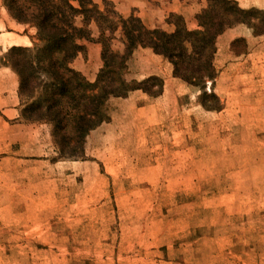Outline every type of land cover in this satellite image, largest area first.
Wrapping results in <instances>:
<instances>
[{"label":"rangeland","instance_id":"rangeland-1","mask_svg":"<svg viewBox=\"0 0 264 264\" xmlns=\"http://www.w3.org/2000/svg\"><path fill=\"white\" fill-rule=\"evenodd\" d=\"M107 1L94 0L107 17L88 15L87 30L92 34L95 25L99 35L101 31L105 38H115L108 41L112 50L122 52L121 30L114 34L109 26L124 18ZM149 1L161 6L165 0ZM231 1L244 11L235 13L241 22L217 38L214 54L211 41L200 53L209 57L213 77L199 76L191 84L176 77L180 94L154 101L150 120L122 108L114 127L88 138L108 121L103 122L85 139L76 135L74 121H65L68 127L61 129L66 134L57 138V130V143L43 115L44 91L34 94L37 104L42 100L37 106L41 112L32 111L30 99L21 100L20 118L14 124L9 127L0 119V201H22L27 212L89 215L95 217L93 225L105 216L101 220L112 231L106 238L76 239L88 243L80 253L96 261L264 264V0ZM219 2L210 7L211 0H180L170 21L187 28L188 17L195 15L193 31H203L201 21L207 20H200V15L224 9ZM73 3L77 6V0ZM7 33L20 41L17 47L46 44L37 39L35 27L14 21L0 0V35ZM10 49L0 42V64L6 63ZM84 49L79 60L88 59ZM27 54L15 53L13 59L23 60ZM203 60L196 66L205 74ZM127 74L128 69V81ZM35 82L47 85L50 80L40 71ZM162 84L153 77L142 86L158 93ZM128 85L137 87L138 82L130 80ZM50 95L62 96L60 91ZM85 95L79 101L83 106L90 105L92 96L89 91ZM112 98L104 109L109 119ZM58 102L68 108L78 101L68 97ZM23 109L27 119L21 115ZM95 239L105 244L99 246Z\"/></svg>","mask_w":264,"mask_h":264},{"label":"trees","instance_id":"trees-1","mask_svg":"<svg viewBox=\"0 0 264 264\" xmlns=\"http://www.w3.org/2000/svg\"><path fill=\"white\" fill-rule=\"evenodd\" d=\"M102 1L108 2L107 0ZM219 1L222 4L217 6L223 5L224 9L219 11L222 7H217L206 10L203 15H200V20H207L201 21L204 30L200 32L190 31L180 26L179 23H175L176 30L173 33L160 29L151 30L135 17L119 19L118 24L110 22L109 31L111 33L115 34L119 29L121 30L124 37L122 42L124 49L122 52L112 50L108 41L112 42L115 38H105L104 33L100 31L99 43L102 45L103 67L93 83L95 85H92L86 82L82 75L71 67V64L85 48L79 41L91 40L92 34L87 30L86 25L87 16L95 12L102 19L107 17V13L99 11L94 0H77V6L74 5L73 0H3L8 15L18 24L35 27L38 30L37 39L46 43L43 47L35 46L32 49L11 48L6 53L5 65L17 74L20 99H30L29 106L34 107L32 111L41 112L43 110L37 107L42 100L38 99L37 104L34 94L41 90L44 91L46 97L43 115L52 124V135L57 143V138L62 136L63 132V136L66 134L61 127L64 126L66 130L68 123L65 125V121L70 122V120L74 121L76 135L85 139L92 130L103 122L109 121L104 109L111 97L121 98L139 89L150 92L151 96H158L162 92L161 89L158 93H152L142 86L144 82H138L137 87L128 85L125 79L128 69L127 62L138 48L152 49L155 54L167 59L174 67L175 77L187 83H194L200 77H213V65L208 60L209 57L207 59L200 53L206 52L208 48L206 42L211 41L214 54L217 38L226 29L241 22L235 13H244L236 8L235 2L231 0H211L210 7L217 2L220 3ZM98 27L100 28L99 24ZM197 43L201 46H197ZM189 46L195 55H200V58L196 59L195 55L189 54ZM22 52L30 54L31 57L27 54L23 60L13 59L15 53ZM201 59H204L206 63L205 74L201 73L203 70L201 67L196 66ZM47 62V67L42 70ZM40 71L48 75L49 84L41 85L35 82ZM110 74L113 76H109ZM56 91H60L62 96L53 99L50 94ZM87 91L92 94L88 96L90 105L83 106L79 101L86 96ZM68 97L78 102L72 107L64 108L58 101L67 100ZM50 102L54 104H48ZM21 115L27 119L24 109ZM68 117L70 119L67 120ZM55 133H57V138Z\"/></svg>","mask_w":264,"mask_h":264},{"label":"crops","instance_id":"crops-1","mask_svg":"<svg viewBox=\"0 0 264 264\" xmlns=\"http://www.w3.org/2000/svg\"><path fill=\"white\" fill-rule=\"evenodd\" d=\"M110 1L124 19L135 15L149 29H160L169 33L176 30V26L170 21V15L178 12V7L175 6L180 0H165L161 6L150 4L149 0ZM194 17L195 15L188 17L187 28L190 31L197 28L193 22ZM92 30V39L80 42L87 48L88 59L83 57L79 60L78 57L72 63V68L83 73L91 83L95 82L103 67L102 45L99 43L97 27L94 25ZM0 42L10 48L20 46L17 37L10 33L1 34ZM127 66L128 81L142 83L158 77L163 81L162 92L153 98L150 92L139 89L124 98H112L109 101V121L90 133L88 138H94L96 133L104 131L103 128L107 130L114 127L122 108H126L128 114L131 111L138 112L144 121L147 118L150 120V111L156 106L154 101L176 93L179 87L173 65L164 57L155 54L152 49L136 50ZM19 87L17 74L5 64H0V119L9 127L14 124L12 121L20 118ZM150 99H153L152 103ZM21 202L0 201V264H110L82 255L80 251L88 243L76 240L86 237L106 238L108 233L111 234L112 231L107 229L105 220H101L106 218L105 216H100L95 221L98 224L93 225L95 217L89 215L27 212ZM95 241L99 242V246L105 244V241L100 242V239Z\"/></svg>","mask_w":264,"mask_h":264}]
</instances>
